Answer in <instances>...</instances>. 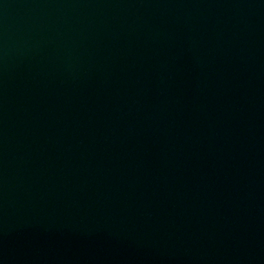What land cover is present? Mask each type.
<instances>
[{
  "label": "water",
  "instance_id": "95a60500",
  "mask_svg": "<svg viewBox=\"0 0 264 264\" xmlns=\"http://www.w3.org/2000/svg\"><path fill=\"white\" fill-rule=\"evenodd\" d=\"M0 264H264V0H0Z\"/></svg>",
  "mask_w": 264,
  "mask_h": 264
}]
</instances>
